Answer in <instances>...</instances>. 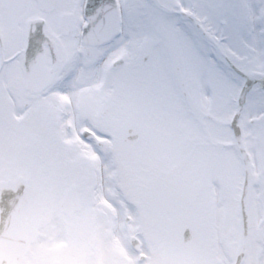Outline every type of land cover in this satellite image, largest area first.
Segmentation results:
<instances>
[{
  "label": "snow or ice",
  "instance_id": "snow-or-ice-1",
  "mask_svg": "<svg viewBox=\"0 0 264 264\" xmlns=\"http://www.w3.org/2000/svg\"><path fill=\"white\" fill-rule=\"evenodd\" d=\"M0 264H264V0H0Z\"/></svg>",
  "mask_w": 264,
  "mask_h": 264
}]
</instances>
